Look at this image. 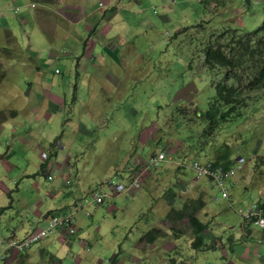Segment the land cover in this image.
Returning <instances> with one entry per match:
<instances>
[{
  "label": "rangeland",
  "instance_id": "1",
  "mask_svg": "<svg viewBox=\"0 0 264 264\" xmlns=\"http://www.w3.org/2000/svg\"><path fill=\"white\" fill-rule=\"evenodd\" d=\"M118 2L121 10L107 24L115 25L108 36L100 28L105 20L102 10L111 11L116 4L110 0H17V11L9 8L0 15V66L4 70L0 79V158L4 156L5 161L0 162V181L10 186L11 179L17 178L16 186L28 192L26 198L17 187L9 191L27 205V213L33 196L49 206L52 198L49 192L43 193L49 191V184L56 187V198L74 196L83 205L75 209L74 224L90 245L85 250L77 241L62 244L53 233L36 242L28 256L23 255L22 260L17 256L8 264H110L108 259L119 246L125 250L121 255L124 261L134 260L133 264H169L173 257L176 264H264V231L251 224L249 236H245L239 211L242 206L244 210L250 194L264 204V94L260 89L250 92L252 100L243 108L241 119L223 123L212 143H205L202 137L197 140L204 123L196 122L192 115L194 110L205 109L215 93L213 83L223 75L203 63L202 48L224 30H254L264 16V0ZM71 4L83 11L81 20L77 14L63 12ZM96 9L101 12L94 18ZM4 24L7 27L2 29ZM226 32L228 38L231 31ZM103 45L112 52L105 51ZM77 125L88 134L77 136L73 146L71 132L80 133ZM57 139L64 145L60 152L68 153L67 168L62 171L54 163H63L60 152L56 159L39 158L38 144L46 151L48 143ZM144 141L146 145L141 147ZM197 141L203 146L196 147ZM224 144L230 146L235 166L244 165L236 174L240 183L229 198L217 190L214 198L205 199L208 213L200 215L215 214L211 233L220 240L214 238L216 248L195 251L186 224L173 225L171 218L165 217L171 206L169 195L167 199L162 195L164 191L177 192L178 181L184 177L197 186L189 164L216 159ZM165 145V150L169 148L170 154L175 151L184 161L182 175L176 163H168L173 169H155L158 178H146L133 195L122 192L105 195L101 203L91 200L93 191L109 193L108 184L101 183L110 178L115 184H126L128 176L117 172H129L135 162H147L152 152ZM45 162L52 163L45 175L51 174L53 180L39 174L37 186L42 192L38 193L32 186L34 178L28 176L42 173ZM24 172H29L28 176ZM195 186L192 198L198 196ZM179 201L175 202V207H180L178 214L188 220L187 208ZM197 203L190 202L193 207ZM112 205L114 208H109ZM85 210L90 216L84 215ZM43 213L35 216L33 209L30 220L22 221L0 217V264H4L2 240L10 229L16 227V238H21L24 228L18 227L20 222L26 227L45 225L47 221L39 217ZM151 227L164 232L155 245L144 237L139 239ZM65 228L55 225V229ZM177 228L181 232L175 237ZM229 236L236 237L233 251L226 243ZM205 243H212L207 235ZM75 257L80 259L78 263L73 262Z\"/></svg>",
  "mask_w": 264,
  "mask_h": 264
},
{
  "label": "clouds",
  "instance_id": "2",
  "mask_svg": "<svg viewBox=\"0 0 264 264\" xmlns=\"http://www.w3.org/2000/svg\"><path fill=\"white\" fill-rule=\"evenodd\" d=\"M115 3V2H114ZM111 4H113V2H111ZM114 5V4H113ZM19 7V5L17 6ZM17 7H15V11H17ZM52 98V97H51ZM48 102V101H47ZM58 104V103H57ZM59 105V104H58ZM57 105V106H58ZM16 113V112H14ZM13 113V114H14ZM77 129L80 130V133H76L75 131L72 130V136L74 137V145H77V139H75L77 136L79 137H86L88 134V131L85 130L83 131L82 128L79 127V125L76 126ZM58 140H54L50 143H48L47 145V150L45 151L42 148V143L38 144L39 148V158H41L43 161L47 160L48 158H53L55 157V159L58 156V152H60L63 148L64 145L62 144V141ZM137 140V139H136ZM156 142V141H155ZM138 141H137V145L135 146V151L138 149ZM146 145L145 141L142 143V145L140 144L141 147H144ZM71 150V147L68 146ZM166 148V145L163 148H160L157 152H152L150 157L148 158L147 162L144 163H140V162H135V164L128 169L129 172H120L118 171L117 174L127 178L126 176H128L127 180L128 182L126 184L124 183H114V180H112L111 178L107 181L102 182L101 184H108L109 187V193H105V192H99V191H93L91 192V200L94 203H101L104 200V196L105 195H110V194H119V193H127V194H134V192L138 189V187L144 184L145 179L149 178L150 176H152L154 179L158 178L156 173L157 168L160 167H164L165 171L167 172L169 169H173V166H170L168 163H176L175 167L177 168L178 172L181 173L182 175V169L184 168L185 164L184 161L178 157V155L175 153L170 154L169 148ZM130 149V147H129ZM81 152H83V149H80ZM76 152V151H75ZM74 152V153H75ZM63 155V163L59 164L56 163L57 160H55V164L59 167V169L62 170H66L67 167L65 166V159H68V153H66V155L62 154V152H60V156ZM186 157V156H184ZM178 160V161H176ZM0 162L3 164L5 163L4 161V156L0 158ZM68 163V162H67ZM51 164L49 163V165H47V163L45 162V164L41 165L40 170L42 171V173H37L38 175L35 174H31L34 177V183H35V179L36 178H40L39 174L44 175L49 181L53 180V176L51 174L45 175L46 172L49 173L50 168H51ZM69 164V163H68ZM190 169L192 171L193 177L196 181V183L198 184L197 186H195V182L193 180H191L189 182V180L186 179V177H184V179H179L178 181V186H179V190L177 192H165L163 193V197L167 199L168 195H169V204L171 206V213H165V217H169L172 220V224L173 225H177L179 223H185L186 224V228L188 230L189 233V241H190V247L192 250L195 251H202V249L207 248H216L218 245H214L213 240L214 238H217L220 240V238L212 235L211 233V227L212 225L210 223H215L214 218H215V214H207V215H200V213H208L207 210L204 209V207H206V201L205 199H209V198H214L213 197V192H217L216 193H220L221 196L223 198H229L230 196V191H232L231 193L234 194V187L240 183V181H238L236 174L239 172V170L241 168L244 167V165L241 163L238 166H235L234 161L232 162V164L227 167V168H223L220 164L217 165H212L210 162L206 161V162H202L199 163V161H191V163L189 164ZM195 166H200L206 169H210V172L215 171L218 172L219 170L221 171H229L231 169L234 170V174L230 177H225L223 179V181L219 182L220 184L217 183V181L215 180V178L212 176V174L210 173H202V174H197L196 170H195ZM65 168V169H64ZM76 170V169H75ZM151 170H155V171H151ZM24 175L28 176V173H25ZM140 176H142V178L140 179ZM17 179V178H16ZM16 179H11V185L7 186L5 188V199L7 198V202L3 203L0 202V217L6 218L7 220H14V221H19V220H30V218L32 217V214H29V211L27 213V210L25 206V204H22L21 198L15 197L14 196V191H9L11 188H19L20 191L23 193L24 197L26 198V195L28 192L22 190L20 187L16 186L17 185V181ZM140 179V180H139ZM235 182L233 183L232 181ZM1 182V181H0ZM69 182V178H66V183ZM13 184H15L13 186ZM39 184V182H37V185ZM155 182H152V184L150 185H154ZM49 186V191L44 190L43 193L44 195H46L47 192H49L50 197L52 198L49 202V206H45L43 203V207L41 208L42 211H44V218H42L43 220H46L47 223L45 225H35L33 228L28 226L26 228H24L23 231V235L21 236V238H16L15 235V229L16 227H13L10 229L9 232V236L2 240V246H3V253L1 254V259L3 260V262L6 261V259H11V261H13V259H15L17 256L19 258V255L21 253H23L25 251L24 254L29 252V249L38 241H41L45 238H48L50 235H52L53 233H57L58 234V239L61 241L62 244H69L70 242H74L77 241L78 246H81L82 249L88 250L89 249V244L86 242V240L82 237V234L80 233V229L79 227H77L74 224V218H73V214L75 213V209L81 208L83 205H81L79 203V201H76L74 196L70 195L66 198H56L53 194V191L55 190V186H52L51 184L48 185ZM195 188V193L197 192L198 196L196 198H192L191 195L193 196V189ZM151 186H149L150 188ZM156 187V184L154 186V188ZM197 187H199L200 189L197 190ZM208 187V190H205V188ZM39 187L37 186V189ZM33 189V187H32ZM151 190V189H150ZM52 194V195H51ZM181 195H183L184 200H180L181 199ZM186 195L189 197H186ZM204 196V199H203ZM70 197V198H69ZM24 198V199H25ZM239 201L240 198L236 197ZM249 201H246V203L244 204V210H243V206L241 208H239L240 211V216L243 219L242 224H241V228L243 230V232L245 233V236H249V231H250V225L253 224L255 226H257L260 229H264L259 227L256 223H255V219L257 218V216L259 215L260 217H264V204L260 203V200L257 198L256 195L250 194L249 195ZM41 200V198L39 199ZM180 200V201H179ZM182 202L183 206L187 208V215H188V220H183L182 217L183 215H179L176 216L173 213V210H178L179 208L175 207V202ZM193 201H198L197 205L195 207H193V205L190 204V202L192 203ZM167 202V201H166ZM168 203V202H167ZM11 204L15 205L16 210H18V215L16 216L15 214L11 213H7V207L10 206ZM21 204V205H20ZM164 204V202H163ZM166 205V203H165ZM168 206V205H167ZM46 207V208H44ZM109 208H114V205L110 206ZM253 209H255L257 211L256 215L252 214ZM84 215L85 216H90V214L88 213V211H84ZM5 216V217H4ZM192 217H195L200 224H202L206 230L202 231V238H203V243L202 245H199V247H194L193 246V239L195 238L193 232V226L191 225L190 219ZM67 218V222L66 224L62 225L63 227H66L65 229H53L49 232H47L46 235L40 237L39 239H37L36 241H34L33 243L29 244L28 246L24 247V248H17L15 245L13 246V242H18L21 243L25 238H28L34 234H36L37 232L41 231V230H45L48 228L49 223L53 221V219H65ZM163 219V218H162ZM26 224L21 223L18 225L19 226H24ZM71 229V231L69 232L68 229ZM159 229L160 233H158V235H155L154 237V241H152L151 243L147 242L146 237H145V232L142 234V236L139 238L141 239L142 237H144V239L146 240L147 243L149 244H156V241L158 240V238L163 237L164 236V232L160 229V228H154L151 227L150 231H155ZM175 229V228H172ZM147 230V231H148ZM28 231V232H27ZM180 229H176L175 233L176 236H178V233H180ZM247 232V233H246ZM25 233V234H24ZM210 237V241H212L211 244H206L205 243V236ZM236 237H228L226 239V243L227 246H229L228 248L233 251V244L235 243ZM138 241V240H137ZM243 241V238L240 239V242ZM221 242V246L220 249H222L225 252V245L224 243ZM119 245V244H118ZM213 245V247H212ZM69 247V246H68ZM70 248V247H69ZM15 249V251H13ZM44 250V249H43ZM175 249L169 250V251H173ZM17 251V252H16ZM70 251V250H69ZM123 251H125L122 247L119 246L118 251H117V247L114 249V254L116 253H120L119 257L121 258V264H133V261H124L123 257L121 256ZM176 253V251H175ZM113 254V255H114ZM23 255V254H22ZM21 255V256H22ZM112 255V256H113ZM20 256V260H22V257ZM26 256H28V254H26ZM111 256V257H112ZM111 257H109L108 261L110 263L111 261ZM55 260H53L54 262L56 261V256L54 258ZM139 260V259H138ZM80 261V259L78 258H74L73 262L78 263ZM25 263V262H24ZM139 263V262H138ZM6 264V263H4ZM57 264V263H56ZM169 264H176V258L173 257L170 259Z\"/></svg>",
  "mask_w": 264,
  "mask_h": 264
},
{
  "label": "trees",
  "instance_id": "3",
  "mask_svg": "<svg viewBox=\"0 0 264 264\" xmlns=\"http://www.w3.org/2000/svg\"><path fill=\"white\" fill-rule=\"evenodd\" d=\"M183 30L184 28L176 31L173 37ZM226 31H231L228 38L225 37ZM1 48L10 53L8 47L2 46ZM202 54L203 63L208 68L219 69L223 72L221 80L213 83L215 93L207 102L205 109L192 111L193 119L204 123V128L200 134H197L199 135L197 140L202 137L203 141L206 140L205 143L207 141L212 143L220 135L223 123L229 122L234 117L241 119L243 108L252 100L249 97L250 92L260 89L264 94V16L260 24L252 31L239 30L237 32V29H231L214 35V38L202 48ZM3 71L0 66V79ZM195 146H203V143ZM207 161L212 165L220 164L223 168L229 167L233 162L230 146L224 144V150L216 155V159ZM261 161L263 163V159ZM173 213L176 216L183 215V213L178 214V210H173ZM190 222L193 226L192 233L195 236L193 246L199 247L203 243L202 231L206 228L195 217H192ZM158 233H160L159 229L146 231L147 242L154 241ZM24 253L25 251L19 255V258ZM119 255L120 253L114 254L110 264L120 263ZM22 264L25 263L22 262Z\"/></svg>",
  "mask_w": 264,
  "mask_h": 264
},
{
  "label": "crops",
  "instance_id": "4",
  "mask_svg": "<svg viewBox=\"0 0 264 264\" xmlns=\"http://www.w3.org/2000/svg\"><path fill=\"white\" fill-rule=\"evenodd\" d=\"M111 2H116V4H114V5H112V10L111 11H109L108 10V8L107 9H104V10H102V15H104L103 16V19H105L104 20V24L101 26V28H100V32H103V33H105V36H108V33L112 30V28L115 26L114 24H111L112 26H110V25H107L108 24V22H110V21H112L111 19L115 16V15H117L119 12H120V3L118 2V0H110ZM136 1H138V0H136ZM16 4H18L17 3V0H15V1H13V0H8V1H1L0 0V15L3 13V12H5V10H7V9H9V8H11V10H13V8H15V6H16ZM72 5V7L70 8V9H67V10H63V12H68L70 15H72V14H77V16H79V18H80V20H81V17H82V15H83V11L82 12H80V10H78L77 9V7L78 6H76V4L75 5H73V4H71ZM74 8V9H73ZM76 8V9H75ZM131 9V8H130ZM43 10H45V9H43ZM76 10V11H75ZM98 9H96L95 11L93 10V13L92 14H95V16H94V18H96L97 17V14H100V12L101 11H97ZM98 12V13H97ZM90 12H87V15L89 14ZM105 16H107V18L109 17V19H107V18H105ZM78 18V19H79ZM90 18V17H89ZM90 19H93V18H90ZM79 20V21H80ZM74 24H75V22H74ZM5 25V24H4ZM7 26L5 25V27H2V29L4 28H6ZM103 47V49L105 50V51H109V52H112L111 50L112 49H109L108 47H105L104 45L102 46ZM108 52V53H109ZM112 54V53H111ZM47 93H48V91H47ZM52 97V96H51ZM53 98H54V96H53ZM55 99H56V97H55ZM83 130V129H82ZM83 131H85V130H83ZM260 166H262V165H260ZM7 168V167H6ZM253 170H250L249 172H252ZM25 173H29V172H24V174ZM252 175L253 174H250L249 175V177H248V181H250L251 179H250V177L252 178ZM29 178H31L32 179V177L31 176H28ZM37 182H39V178H36L35 179V183H34V181H33V187H35V191H38V193L39 192H42L41 191V189L40 188H38L37 189ZM259 185L261 186V185H263V181L261 180L260 181V183H259ZM259 186V187H260ZM7 186H6V184L5 183H2V181H1V183H0V202H3V203H5V202H7V198L5 199V188H6ZM56 188V187H55ZM262 191H263V195H264V188L263 189H261ZM24 193V192H23ZM28 194V193H27ZM37 194V193H36ZM52 195V194H51ZM71 197V196H70ZM69 197V198H70ZM28 203H30V210H29V213H31L32 214V210L34 209V211H35V216H37V215H39L40 213H41V205H42V203H43V201H41V200H38V196L36 197V196H33V198L28 202ZM25 206H27L26 204H25ZM44 208H46V207H44ZM10 211H11V213H13V214H15L16 216L18 215V210H16V208H15V205L14 204H11L10 206H8L7 207V213H10ZM34 216V215H33ZM39 217H41V219L42 218H44L45 216H44V213L42 214V216H39ZM25 224V223H24ZM25 226V227H24ZM23 227L24 228H26V225H24ZM29 227H30V229H31V225H29ZM33 228V227H32ZM23 231H24V229H22ZM28 232V231H27ZM25 234V233H24ZM8 235H9V233H8ZM26 254H28V253H26ZM25 255V254H24ZM23 256V255H22ZM21 256V257H22ZM11 262V259H6V261L4 262V263H6V264H8V263H10Z\"/></svg>",
  "mask_w": 264,
  "mask_h": 264
},
{
  "label": "built area",
  "instance_id": "5",
  "mask_svg": "<svg viewBox=\"0 0 264 264\" xmlns=\"http://www.w3.org/2000/svg\"><path fill=\"white\" fill-rule=\"evenodd\" d=\"M99 4L101 5L102 2L99 1ZM195 170H196L197 174H202V173H207V172L212 174V176L215 178V180L217 181L218 184H220L219 182L223 181V179L225 177H230V176H232L234 174V170L233 169H231L229 171H221V170H219L218 172H215V171L210 172V169H206V168H203V167H200V166H195ZM232 182L234 183L235 180L232 181ZM252 214L256 215L257 211L255 209H253ZM66 222H67V218H65L64 220L63 219H60V220L53 219V221L49 223V226H48L47 229L41 230V231L37 232L36 234H34V235H32V236H30L28 238H25L21 243L13 242V246L15 245L19 249L24 248V247L28 246L29 244L33 243L34 241H36L37 239H39L40 237L46 235L47 232L53 230L55 228L56 224L64 225V224H66ZM255 223L259 227L264 228V217H260L258 215L257 218L255 219ZM68 230H69V232L71 231L70 228Z\"/></svg>",
  "mask_w": 264,
  "mask_h": 264
}]
</instances>
